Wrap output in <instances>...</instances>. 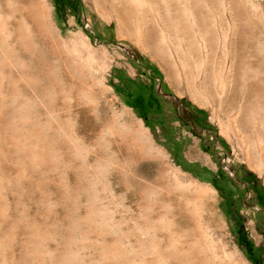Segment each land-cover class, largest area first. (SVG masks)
<instances>
[{
	"label": "rangeland",
	"instance_id": "rangeland-1",
	"mask_svg": "<svg viewBox=\"0 0 264 264\" xmlns=\"http://www.w3.org/2000/svg\"><path fill=\"white\" fill-rule=\"evenodd\" d=\"M137 263L264 264V0H0V264Z\"/></svg>",
	"mask_w": 264,
	"mask_h": 264
},
{
	"label": "bare ground",
	"instance_id": "bare-ground-1",
	"mask_svg": "<svg viewBox=\"0 0 264 264\" xmlns=\"http://www.w3.org/2000/svg\"><path fill=\"white\" fill-rule=\"evenodd\" d=\"M196 1H198V0H196ZM135 3V2H134ZM200 3V2H199ZM198 3V4H199ZM185 14V13H184ZM206 24V23H205ZM26 62V61H25ZM43 70V69H42ZM34 83V82H33ZM17 114V113H16ZM157 148V147H156ZM155 149V148H154ZM155 151V150H154ZM160 151V150H159ZM158 152V151H157ZM157 157V156H156ZM157 159V158H156ZM159 159V158H158ZM161 162V161H160ZM169 183V182H168ZM179 183V182H178ZM183 183V182H182ZM184 184V183H183ZM182 184V185H183ZM185 185V184H184ZM187 185V184H186ZM194 186H195V184H194ZM180 187V186H179ZM90 189V188H89ZM87 192V191H86ZM106 192V191H105ZM121 195V194H120ZM29 198V197H28ZM107 201V200H106ZM66 204V203H65ZM106 205V204H105ZM27 206V205H26ZM117 207V206H116ZM92 215V214H91ZM91 218H92V216H91ZM77 219V218H76ZM90 219V218H89ZM86 220V219H85ZM95 221H96V219H95ZM92 222V221H91ZM101 223V222H100ZM74 225V224H73ZM136 225V224H135ZM137 226V225H136ZM164 226V225H163ZM76 228V227H75ZM74 228V229H75ZM143 228V227H142ZM101 229V228H100ZM75 232V231H74ZM87 232V231H86ZM98 232V231H97ZM86 234V233H85ZM74 235V234H73ZM199 248V247H198ZM85 249V248H84ZM141 250V249H140ZM126 252V251H125ZM145 252V251H144ZM26 253V252H25ZM30 254V253H29ZM129 254V253H128ZM4 255V254H3ZM206 257V256H205ZM203 260V259H202ZM206 260V259H205ZM73 261V260H72ZM111 261V260H110ZM239 261V260H238ZM206 263H208L207 261H205ZM233 262V261H232ZM209 263H211V262H209ZM138 264V263H137Z\"/></svg>",
	"mask_w": 264,
	"mask_h": 264
}]
</instances>
